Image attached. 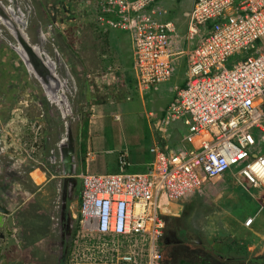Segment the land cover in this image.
<instances>
[{"label": "built area", "instance_id": "2783aa9c", "mask_svg": "<svg viewBox=\"0 0 264 264\" xmlns=\"http://www.w3.org/2000/svg\"><path fill=\"white\" fill-rule=\"evenodd\" d=\"M162 1L79 2V23L90 15L97 29L129 34L138 93L171 81L177 60H186L185 86L159 126L164 138L176 122L187 131L175 150L153 145L144 172H129L128 152L120 150L118 172L78 175L77 212L71 207L64 221L62 205L56 218L65 223L61 264H166L162 239L173 198L204 195L228 174L264 190V0H195L182 44ZM233 56L239 59L229 65Z\"/></svg>", "mask_w": 264, "mask_h": 264}, {"label": "rangeland", "instance_id": "374dc122", "mask_svg": "<svg viewBox=\"0 0 264 264\" xmlns=\"http://www.w3.org/2000/svg\"><path fill=\"white\" fill-rule=\"evenodd\" d=\"M193 1L195 0H164L162 6L169 10L168 18L175 20L181 27L183 23L185 24L187 17L185 14ZM79 2L80 0H0V12L4 8H9L11 11L13 7V12L20 10L17 13L18 18L24 14L23 22L20 24L15 22L16 27H22L25 30L23 34L28 36V41L32 45L42 46V49L57 63L55 74L48 68V73L51 72L56 79L41 75L44 81L49 78V82H42L41 79L36 78L29 71L30 67L23 56L17 51L18 45L22 44L20 39H15L10 33L12 30L9 29V32L6 25H1L0 21V112L8 116L10 111L20 110L23 105L30 106L26 102L35 103L40 111V121L44 122L41 133L44 132L45 135L44 150L38 148L39 144L38 147L36 146L38 150H34L30 144L26 145L28 143L24 144L20 139L23 137L22 133L18 134L19 140L13 144L7 141L5 144L3 142L8 137L7 129L12 125L13 119L0 116V144L4 145L2 147L4 150L0 152V179L4 191L0 196L2 202L16 214V220L11 227L14 228V234L19 238L21 246L9 255V264H61L59 243L64 226L56 218H60L62 205L66 206L64 221L69 219L71 207H74L72 211L77 212L75 206L79 202V195H75L74 190L77 188L79 192L81 191V180L78 175L84 172L79 166L77 153L82 142L80 131L84 120L88 119L90 122L93 114L98 112V107L103 109V114L110 113L114 116L112 110L123 105L128 99L122 93L128 83L129 67H123L128 59L126 54L128 41L116 32L119 30L104 32L98 29L96 34L101 32V35L93 36L92 29L96 31L97 28L90 15L85 17L87 24L82 19L79 23V17L82 14L85 16V13L79 9ZM65 5L71 8L65 10L63 9ZM104 34H107V42ZM177 34L176 41L182 44L184 29L180 28ZM41 36L44 37V42L41 41ZM184 46L185 44L182 45ZM238 59L239 56H233L228 64L236 63ZM29 64L33 66L31 61ZM185 66L186 60L180 57L176 62V73L171 79V92L164 90L161 93L163 101H166L171 93L175 94L177 88L184 83ZM51 81H54V88L56 85L59 88L60 85L59 90L55 91L56 89L52 90V88L47 90V86L53 85ZM48 94L55 97L62 96L66 100L64 102L66 106L58 107ZM158 127L164 134L161 127ZM22 128L24 129L23 126ZM9 129L13 130L11 127ZM132 129L131 152L126 148L121 150H126L128 159L130 160L131 155L133 161V156L138 154L140 148L136 146L135 139L146 138L147 131L141 120L138 121L136 128ZM11 131L9 132L12 133ZM65 139L66 141L62 142ZM111 141L113 138L108 139V143ZM147 142L148 139L144 144ZM64 151L74 157L71 174L66 172L68 171L66 162L60 160V152ZM119 151L110 153L103 150L96 153L94 161L104 159L108 172H118ZM13 162L16 164L13 165ZM35 170L40 172L47 170L49 177H53L43 199L45 202L39 203L36 209L33 206L35 207L36 202L41 199V194L35 198L29 176ZM39 171L37 172L40 173ZM138 171L141 170L129 168V172ZM54 176L61 178L56 179L57 177ZM20 182H23L24 187ZM22 192L25 197L24 204L18 202ZM203 197L207 203L205 207L209 209L206 214L203 212L205 229L202 238L214 251L211 255L216 253L224 258H233L235 255L236 257L245 255L244 252L239 253L241 251H248L249 255L262 252L264 234L250 235L249 231L260 228V222L261 227L264 226V190L248 185L240 186L228 174L214 187L208 189ZM182 209L181 203L173 204L165 215L167 218L179 217ZM249 218H254V221L250 226H246L245 223ZM254 244L257 248H251Z\"/></svg>", "mask_w": 264, "mask_h": 264}, {"label": "crops", "instance_id": "0c3cea01", "mask_svg": "<svg viewBox=\"0 0 264 264\" xmlns=\"http://www.w3.org/2000/svg\"><path fill=\"white\" fill-rule=\"evenodd\" d=\"M194 2L195 1H193L189 11L186 12L185 14L187 15L185 19L186 20L185 24L183 23L182 26L180 27L179 24L175 20L172 19L178 25L179 29L180 28L184 29V33L187 28L188 16L193 7ZM116 32H118L122 38L128 41V44L126 47V50H127L126 54L128 55V59H127V63H125L123 66L125 68L126 66L129 67V71H128L129 74L127 75L128 83H127L126 88L123 89L122 91V93H124L125 97H128V99L127 101L123 102V105L118 106L116 109L112 110V114L114 116H112L110 113L103 114L102 112L103 109L98 107L99 113L95 112L92 118L90 119L89 132H88V143H87L88 151H87V156H86L85 171L89 170L95 173H116V172L107 171L106 161L104 159L98 162L94 161V158L96 157V153H99L103 150L106 152H110V153H117V151L121 150L122 148H126L128 151L130 150L129 152H131L130 138L132 135L131 133L133 131L132 128H136L138 121L141 120L144 123V126L146 127L147 135H146V138L142 137L141 139L140 137H136L135 139V143L137 142L136 146L140 148L137 151L138 154L133 156L134 157L133 161L131 160V155H130L131 161L129 160L130 162L129 168L140 169L141 171H138V172H144L147 170L149 164L151 163L153 159V156L150 153V148L155 144H159L163 150H166V151L175 150L179 146L180 138L186 133L187 129L181 122H176L172 125V128L170 129L171 137L169 138L163 137L164 135L159 131L160 128L158 127L159 119H162L164 117L165 111L169 103L175 98L176 91H175V94L171 93L170 97L166 101L162 100L161 93L164 90H168L169 92H171L170 91L171 81H169L167 83L160 85L157 90L152 89L150 93H145V94L138 93L135 89V80L131 76V65L133 61L131 38L129 34L126 32H122V31H116ZM184 84H185V81H184ZM163 85H166V86H163ZM181 85L180 87H183V85L182 86ZM108 88L111 89L110 87ZM106 89L107 88H105V90ZM89 92H92V91H89ZM120 99L122 98H119V100ZM26 104H30V106L23 105L22 109L20 110H16V111L14 110L13 112L10 111L8 116L4 112L2 111L0 112V116L2 118L8 117L9 120L13 119L12 125L8 126V129H7L8 137L6 141L10 142V144H13L16 140H19L18 134L21 133L23 129L22 124L27 123L28 120L40 122L41 129H44V122L40 121L41 119L40 111L37 109L35 103L26 102ZM148 108H150V110H148ZM104 111H108V110H104ZM115 116H117V118ZM9 127L13 128L12 130L13 132L9 129ZM184 130L185 132L183 133ZM9 131H11L12 133H10ZM37 131L38 129H34L35 133ZM8 134L10 135L11 138L9 137ZM42 137L43 138L45 137L44 132L42 133ZM109 138H113V141H111L110 143H108ZM147 139H148L147 144H144L146 143ZM29 140H30V143L28 144L24 143V144L26 145L30 144L31 147H33V149L35 150L38 146L36 147L33 143L36 142L37 144H39V147H38L39 149H42V150L45 149L44 148L45 146H43L45 141H42L41 138H33V139L29 138ZM36 156H37V153H36ZM14 164H16V162H13V165ZM37 171L39 170H35L34 172H31L29 174V176H31L30 177L31 183H32L31 186L34 189L33 195H35V198H36L41 194L40 198L42 199L36 202L37 207L33 206L34 209L38 208L39 203L42 204L45 202L43 201V199L47 194L48 185L50 181L53 179V177H49L50 174L47 170H42V172L39 171L40 173H38ZM54 178L60 179L61 176H54ZM20 185L24 187L23 182H20ZM3 191L4 190H3V187L1 188V179H0V195H2ZM1 197L2 196H0V198ZM20 197L21 198H19L18 202H23L24 204L25 197H24L23 192L21 193ZM197 197L198 196H196V198ZM201 201L203 202V205L207 204L205 202V197H203ZM8 209L11 211V214L8 216L7 222L9 223V226H11L14 223V220H16V214L15 212L11 210V208L8 207ZM256 224H259V223L256 222ZM259 227L260 228H257L256 230L251 229L249 231L250 232L249 234L250 235H253V234L263 235L264 226L261 227V222H260ZM13 232H15V230ZM251 248H257V246H255L254 244L253 247ZM251 248L249 250H251ZM261 251L263 252L264 248H262ZM243 252L245 253V255L242 254ZM239 253H241L242 254L241 256L243 257L253 256V254L249 255L248 251L246 252L241 251ZM236 256L237 255H235L234 258H236ZM241 256L238 255V257H241Z\"/></svg>", "mask_w": 264, "mask_h": 264}, {"label": "flooded vegetation", "instance_id": "af4514ba", "mask_svg": "<svg viewBox=\"0 0 264 264\" xmlns=\"http://www.w3.org/2000/svg\"><path fill=\"white\" fill-rule=\"evenodd\" d=\"M181 205L183 209L179 212V217L171 216V218H168L167 227L162 239L166 264H181L185 261L195 263L193 261L194 257L210 256L212 253V249L210 246L206 245L202 238L205 229V217L203 216L205 205H203V202L198 197H193V195L184 198ZM65 217L66 215L64 214V218ZM7 224L9 226L8 222ZM63 226L65 228V223H63ZM9 228L12 232L14 231V228L11 226H9ZM64 228L62 231H64ZM18 247H20V241L19 238L14 235V232L11 236H6V240L3 244V252L6 253L8 260L9 255ZM227 259L235 260L231 262L232 264L234 262L236 264H264V251L254 254L251 257L241 256L236 258H224L222 255H219V259H215L214 261L215 264H225ZM9 262L10 261H8V264Z\"/></svg>", "mask_w": 264, "mask_h": 264}, {"label": "water", "instance_id": "95a60500", "mask_svg": "<svg viewBox=\"0 0 264 264\" xmlns=\"http://www.w3.org/2000/svg\"><path fill=\"white\" fill-rule=\"evenodd\" d=\"M27 35V34H26ZM20 42L22 43L23 47L25 48V50L28 53V56L30 58V61L32 63V65L34 66L35 70L40 74V75H44L50 78H55L54 75H51V73H48L47 68L45 67L44 61L43 59L39 56V55H35L33 54V49L31 47L32 44L28 41V36L26 39V44H23V42L20 40ZM43 76V77H44ZM47 82H49V78L46 79ZM41 123L40 122H36V121H32V120H28L27 123H25L23 125L24 129H22L21 133L24 136L21 137V141L23 143H30L29 138L33 139V138H41L42 141H44V138L42 137V133H41ZM34 129H38L37 133L34 132ZM37 134V135H36ZM28 138V139H26ZM35 146H37V143H33ZM65 153V151H64ZM64 158L63 160L66 162V167L68 169V171L66 172H72V162H73V155L70 153H65L64 154ZM183 198H173L172 201L175 204H179L183 201ZM11 214V211L8 209V207L2 202L1 198H0V264H8V258L6 253L3 252V244L6 240V236L9 237L12 235V230L9 228L8 224H7V218L8 216ZM171 218V217H170ZM6 233H5V232ZM2 259V261H1ZM181 264H196V263H190V262H182Z\"/></svg>", "mask_w": 264, "mask_h": 264}, {"label": "bare ground", "instance_id": "6f19581e", "mask_svg": "<svg viewBox=\"0 0 264 264\" xmlns=\"http://www.w3.org/2000/svg\"><path fill=\"white\" fill-rule=\"evenodd\" d=\"M14 1V0H13ZM12 2V1H11ZM14 4V3H13ZM5 7V6H4ZM13 8V7H12ZM12 8H11V11H10V9L9 8H4L3 10H2V12H0V21H1V25L2 24H4V25H6L5 27H7V29H8V31H9V29H11L12 30V32H10L11 33V35L15 38V39H17V40H21L22 42H23V44H26V39H27V36H26V34H23V32L25 33V30L22 28V27H16V25H15V22L16 23H19L20 24V22H23V17H24V14H21L20 16H19V18H18V14L17 13H19V11L20 10H18V11H15V12H13L12 11ZM14 10V9H13ZM5 11L7 12V13H5ZM11 14V15H10ZM5 16V17H3V16ZM3 22V23H2ZM22 24V23H21ZM41 41H43V39H44V37H42L41 36ZM45 40V39H44ZM44 42V41H43ZM42 42V43H43ZM31 43V42H30ZM33 47H31L32 49H33V54H35V55H39L43 60H44V64H45V67L47 68V70H48V68L52 71V73L53 74H55L56 72H55V70H56V68H57V63H55V61L49 56V54H48V52H46L44 49H42L43 47L42 46H39V45H32ZM25 47V46H24ZM24 47H23V45L21 44H19L18 45V47H17V51L23 56V59H25V61H26V63H27V65H29V71H31L32 73H33V75H35V77L36 78H38V79H41L42 80V82L44 81V79L41 77V75L39 74V73H37V71L35 72V69H34V67L32 66L31 67V65L29 64V62H30V59H29V57H28V53L26 52V50L24 49ZM51 73V72H50ZM53 74H51V75H53ZM55 79H56V76H55ZM46 81V80H45ZM44 81V82H45ZM54 83V81H51V84H53ZM50 85V84H49ZM56 85V84H55ZM54 86V84L52 85V87L50 86V87H46L47 88V90L48 89H50V88H52V90H55V91H57V90H59V88H60V85H59V88H58V85H56V87L54 88L53 87ZM63 86V85H62ZM49 95V94H48ZM51 96H53V95H49V97L51 98V101L52 102H54V103H56L57 104V106L58 107H62L63 105H65L64 104V102L66 101V100H64V98L62 97V96H60V97H55V96H53V97H51ZM62 97V98H61ZM66 106V105H65ZM66 114H65V112H64V116H65ZM64 141H66V139L65 140H63L62 142H64ZM68 151V150H67ZM64 152H60V156L62 157V158H64V154H63ZM65 153H66V151H65ZM62 154H63V156H62Z\"/></svg>", "mask_w": 264, "mask_h": 264}, {"label": "trees", "instance_id": "16d2710c", "mask_svg": "<svg viewBox=\"0 0 264 264\" xmlns=\"http://www.w3.org/2000/svg\"><path fill=\"white\" fill-rule=\"evenodd\" d=\"M88 29H91V28H88ZM87 29V30H88ZM96 29V28H95ZM97 30L98 29H96V31L94 30L93 31V29H92V35L93 36H95V37H98V35H101V32H100V34H96V33H98L97 32ZM88 32V33H89ZM103 34V33H102ZM90 35V34H89ZM104 39H105V42H107V34H104ZM129 85V84H128ZM183 86H185V84L183 83L182 84ZM181 85V86H182ZM94 101H95V97H94ZM98 101V100H97ZM88 132H89V120L88 119H86V120H84V123H83V126H82V130L80 131V135H81V138H82V142L80 143V145H79V148H78V159H79V166L81 167V169H82V171H84L85 172V169H86V156H87V139H88ZM75 194L76 195H79L80 194V192H79V190H75ZM193 196H198V198L201 200V199H203V196L202 195H199V194H196V195H193ZM205 208V210H204V214H206L207 213V211H208V209H209V207H204ZM212 253L214 252L213 250L211 251ZM211 253V254H212ZM216 253H214V255H210V256H207V255H205V257H201V256H196V257H198V258H196V257H194V262L195 263H197V264H215V259H219V255L218 254H216V255H218V256H216L215 255ZM227 262H225V264H232L231 262H233V261H235V260H226ZM233 264H236L235 262L233 263Z\"/></svg>", "mask_w": 264, "mask_h": 264}]
</instances>
